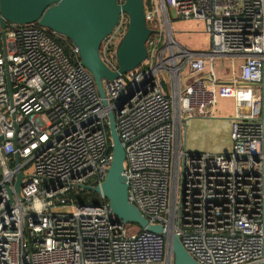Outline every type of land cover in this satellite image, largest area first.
Instances as JSON below:
<instances>
[{
	"label": "built area",
	"instance_id": "obj_1",
	"mask_svg": "<svg viewBox=\"0 0 264 264\" xmlns=\"http://www.w3.org/2000/svg\"><path fill=\"white\" fill-rule=\"evenodd\" d=\"M143 14L153 31L146 57L101 81L106 107L75 47L69 57L55 34L6 23L0 264H172L168 234L197 264H264V0H143ZM171 20L200 23L208 49L191 52L177 43ZM126 27L119 13L99 44L110 71L117 70L115 48ZM220 58L229 61L224 83L212 68ZM184 68L194 78L180 87ZM218 99L232 103L228 151H186L185 121L212 110ZM108 111L124 153L127 201L162 234H130V225L113 221L101 195L96 204L71 196L80 185L99 187L104 180L111 160Z\"/></svg>",
	"mask_w": 264,
	"mask_h": 264
},
{
	"label": "water",
	"instance_id": "obj_2",
	"mask_svg": "<svg viewBox=\"0 0 264 264\" xmlns=\"http://www.w3.org/2000/svg\"><path fill=\"white\" fill-rule=\"evenodd\" d=\"M119 13L127 17L126 30L115 48L117 70L110 71L100 60V42L111 32ZM6 23L36 24L52 34L67 39L77 50V59L92 77L102 106L107 103L101 81L109 82L119 74L135 69L146 57L145 41L153 32L145 26L143 0H0V37ZM120 104L114 113H117ZM114 113H107V129L111 144V160L99 187L78 186L81 191L94 193L107 202L113 221L134 225L138 230L162 234L161 226L150 225L138 210L127 201L126 182L122 175L124 153L115 132ZM1 141V138H0ZM12 143L14 141L12 140ZM16 162L17 157L13 155ZM21 175L16 174L13 189L19 191ZM11 198L9 196L10 203ZM166 246L172 264H197L182 248L175 234L166 235Z\"/></svg>",
	"mask_w": 264,
	"mask_h": 264
},
{
	"label": "rangeland",
	"instance_id": "obj_3",
	"mask_svg": "<svg viewBox=\"0 0 264 264\" xmlns=\"http://www.w3.org/2000/svg\"><path fill=\"white\" fill-rule=\"evenodd\" d=\"M170 28L172 32V38L190 50L191 52H205L209 47V37L205 33L202 32V27L200 23L189 21H174L171 20ZM212 68L217 73L218 77H227L229 71V61L226 58L214 59L212 61ZM186 75V69H182L180 72L179 85L180 87L184 82V78ZM164 77H166L164 75ZM212 116L209 121H205L204 126H200L195 131L192 132L190 128L186 130L183 137V130L181 133V139L184 143V148L189 152H207L210 154L214 153H223L225 152L230 143L228 140L219 141L216 139L214 134L220 131V123L224 116H228L229 118L232 115V103L230 100L218 99L213 107ZM203 123V122H202ZM208 126L212 128V132H208ZM203 130L201 131L200 129ZM190 147V148H189ZM64 212H67L68 207L61 209ZM130 225V224H128ZM128 231L130 234L136 233L138 229L132 225L128 226Z\"/></svg>",
	"mask_w": 264,
	"mask_h": 264
},
{
	"label": "crops",
	"instance_id": "obj_4",
	"mask_svg": "<svg viewBox=\"0 0 264 264\" xmlns=\"http://www.w3.org/2000/svg\"><path fill=\"white\" fill-rule=\"evenodd\" d=\"M229 75H227V77H218L219 78V83H224L226 82L229 78ZM194 78V76H187L185 75V78H184V82L182 85H187L189 82L192 81V79ZM212 112L213 110H209L205 113H201L197 116H194L193 118L191 119H187L185 121V125H184V129L185 131L183 130V137H184V133L186 132V130L188 128H190L193 131H195L197 128H199L200 126H204L205 124V121H209L211 116H212ZM220 120H222V123H220V131L215 133L213 137H215V140L217 139L220 143L221 141H225V140H228V134H229V117L226 115L224 116L223 118H220ZM203 122V123H202ZM201 131L203 130L200 129ZM208 132H211V133H214L212 132V128L210 126H208ZM229 141V140H228ZM229 149V148H228ZM228 149L225 151L227 152ZM223 152V153H225ZM207 153V152H206ZM214 154H220V153H214Z\"/></svg>",
	"mask_w": 264,
	"mask_h": 264
},
{
	"label": "trees",
	"instance_id": "obj_5",
	"mask_svg": "<svg viewBox=\"0 0 264 264\" xmlns=\"http://www.w3.org/2000/svg\"><path fill=\"white\" fill-rule=\"evenodd\" d=\"M146 1V0H145ZM49 33V32H48ZM53 40L62 48L63 52L70 57L72 45L71 43L60 35H52ZM107 129V128H106ZM71 196L78 201V203H101L100 199L94 193L87 191H74ZM134 226V225H132ZM135 227V226H134Z\"/></svg>",
	"mask_w": 264,
	"mask_h": 264
},
{
	"label": "bare ground",
	"instance_id": "obj_6",
	"mask_svg": "<svg viewBox=\"0 0 264 264\" xmlns=\"http://www.w3.org/2000/svg\"><path fill=\"white\" fill-rule=\"evenodd\" d=\"M223 124V123H222ZM190 148V147H189Z\"/></svg>",
	"mask_w": 264,
	"mask_h": 264
}]
</instances>
